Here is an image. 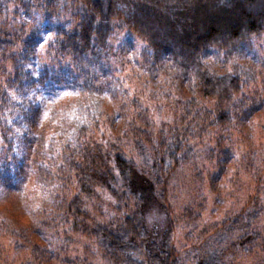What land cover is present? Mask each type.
<instances>
[{
    "label": "trees",
    "instance_id": "trees-1",
    "mask_svg": "<svg viewBox=\"0 0 264 264\" xmlns=\"http://www.w3.org/2000/svg\"><path fill=\"white\" fill-rule=\"evenodd\" d=\"M1 4L0 204L28 182L30 215L0 212V235L19 264H264V0ZM239 171L254 195L208 235L178 249L170 220L147 225L174 177Z\"/></svg>",
    "mask_w": 264,
    "mask_h": 264
},
{
    "label": "rangeland",
    "instance_id": "rangeland-1",
    "mask_svg": "<svg viewBox=\"0 0 264 264\" xmlns=\"http://www.w3.org/2000/svg\"><path fill=\"white\" fill-rule=\"evenodd\" d=\"M0 22H5L3 13L6 12L5 7L1 4L0 0ZM8 11H12V6L7 8ZM23 18V17H22ZM264 41V38L262 39ZM261 41V42H262ZM257 137L256 129L253 131V136ZM242 149V148H240ZM240 158V157H239ZM234 162V161H232ZM233 167V166H231ZM170 183V188L167 191L166 198L168 206L166 213L159 211H150L146 216L147 225L152 224L153 222L165 223L170 220L172 227V241L178 249L192 243L196 240L199 235H204L206 231H209L213 223H221L229 216L236 214L241 208L245 207L247 198L249 195H254V183L250 181V177L247 173L239 171L238 181L228 182V179H221L219 185L215 187V190L209 188L204 182L203 187L199 188L198 181L191 180L188 172L184 176V173L180 174L178 177ZM28 180V176L25 177V182ZM24 192H18V195H15L10 201L7 199L5 202L0 204V212L5 215L19 217L18 219H23L25 221L24 214H28V207L26 204H22V200L18 197L22 194H28L29 183H22ZM27 187V188H26ZM21 193V194H20ZM18 196V197H17ZM18 198V199H17ZM7 201H9L7 203ZM24 201V200H23ZM27 207V212L22 213V208ZM187 208H192L190 213L198 210L199 213L196 217L189 216L188 219H185L182 215L183 211ZM20 214V215H19ZM3 215H0L3 217ZM30 215V214H28ZM27 215V217H28ZM21 217V218H20ZM29 218V217H28ZM10 219V218H9ZM29 220V219H28ZM208 235V233L206 234ZM204 235V236H206ZM203 236V237H204ZM72 247L75 251L72 252L73 255L82 257V250L85 246L88 245L90 251H94V247L90 244L91 241L83 235H75L73 239ZM187 241V242H186ZM0 243L4 246L2 250L4 257H9L14 264H19L21 261L17 256L13 254L11 248H8L7 240L0 235ZM92 254V252H91ZM251 254L252 256L255 255ZM258 256H261L257 254ZM252 256H247L244 258H238L234 261L233 264H253ZM91 260V256H88ZM92 264H103L98 258L92 262Z\"/></svg>",
    "mask_w": 264,
    "mask_h": 264
}]
</instances>
